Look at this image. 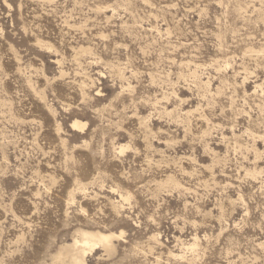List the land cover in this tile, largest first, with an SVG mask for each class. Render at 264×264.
<instances>
[{
  "label": "rangeland",
  "instance_id": "obj_1",
  "mask_svg": "<svg viewBox=\"0 0 264 264\" xmlns=\"http://www.w3.org/2000/svg\"><path fill=\"white\" fill-rule=\"evenodd\" d=\"M81 231L117 236L83 264H264V0H0V264Z\"/></svg>",
  "mask_w": 264,
  "mask_h": 264
},
{
  "label": "bare ground",
  "instance_id": "obj_2",
  "mask_svg": "<svg viewBox=\"0 0 264 264\" xmlns=\"http://www.w3.org/2000/svg\"><path fill=\"white\" fill-rule=\"evenodd\" d=\"M84 126H85L84 124H81L80 122H77V121H74L73 123H71V129L72 130L83 129ZM110 191H112V190L110 189ZM120 197L122 198V196H120ZM79 235H80L79 236L80 240H75L73 242L72 247H71L72 250L75 249V251H76V254L70 255V257H69V258H71V262L73 264H83L84 263L82 256L84 255V252L86 250L91 251L93 249L98 248V246H100V247L102 246V248L103 247L105 248V249L103 248L105 251L106 250L108 251V249L111 248V239H113L114 237H117L113 233H102L99 231H96L94 233H92V232L88 233V232L81 231V232H79ZM119 235H118V237H119ZM80 245L82 248L76 249V247H78ZM65 250L67 251V253L69 252V248H65ZM110 251H111V249H110ZM63 253H66V252H63ZM64 255H67V254H64ZM57 258L60 260L61 254H59V256Z\"/></svg>",
  "mask_w": 264,
  "mask_h": 264
}]
</instances>
